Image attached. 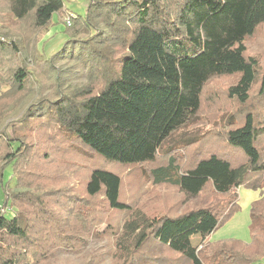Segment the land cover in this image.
<instances>
[{"label":"trees","instance_id":"obj_1","mask_svg":"<svg viewBox=\"0 0 264 264\" xmlns=\"http://www.w3.org/2000/svg\"><path fill=\"white\" fill-rule=\"evenodd\" d=\"M5 1L11 30L24 24L27 39H0V86L7 87L0 94V184L10 167L19 187L0 201V237L10 252L3 264L38 260L54 245H80L78 235L94 229L105 211L131 213L116 242L124 264H157L155 252L162 248L172 256H160L161 264H264V193L250 206L249 242L228 238L193 246L238 210L240 185L264 186V69L245 45L264 22L248 33L249 4L257 0H86L83 12L65 26L63 46L73 49L76 60H87V81L27 110L18 120L27 133L4 124L5 104L16 105L40 80L59 81L53 57L40 52L32 35L67 8L63 0ZM258 6L264 9V0ZM80 28L93 33L73 38ZM230 76L234 83L216 84L206 94L210 81ZM216 96L231 114L222 127L175 143L197 156L182 166L163 147L193 123L206 102L217 110ZM34 118L48 129L45 135L34 136ZM41 136L47 141L42 157L56 162L31 159ZM67 153L77 160L70 161L71 177L63 188L57 173L67 165ZM160 157L149 170L153 183L176 186L186 198L207 191L231 198L230 209L220 214L205 199L174 214L173 204L162 213L135 210L121 198L124 169ZM19 197L31 205L16 204L13 198ZM13 206L17 211L8 216L6 209Z\"/></svg>","mask_w":264,"mask_h":264},{"label":"rangeland","instance_id":"obj_2","mask_svg":"<svg viewBox=\"0 0 264 264\" xmlns=\"http://www.w3.org/2000/svg\"><path fill=\"white\" fill-rule=\"evenodd\" d=\"M63 1L68 11L70 12L71 10L75 15L76 13H82L86 6V0ZM260 1L263 0H257L255 4H249V12L246 18V21H249V24H247L248 33H250L254 24L264 19V9L258 6ZM258 11L261 12V15L257 17V19H254L255 14H258ZM64 15H54L52 18V23L48 28L32 35V37H35L34 41L40 52L44 53L46 57H53V65L57 69V72H59V81L55 82L53 81L54 78H51L47 83H44V79L40 80V83H34L31 85V89L20 97L22 100L16 105L12 103L5 104L6 108L9 110V114L5 117L4 124H14L15 129L18 131L25 130L27 133L30 130H27V127H25L23 123L18 122V120L26 114L27 110L40 105V102L56 100L60 96L58 90L68 92L81 86L87 81L89 70V64L87 60L84 58L76 60L72 52L73 49L70 47H64L66 46L64 45V42L67 40V35L64 33V28L67 25L70 26L72 20L74 19L71 18L70 23L68 24L66 19L67 15ZM9 18H11L9 6L5 0H0V39L3 42L12 40L22 43L23 40L27 39L24 37L26 26L21 24L17 31L14 32L9 26V24L11 25L10 21H8ZM80 29V31L73 35V38H76L80 33L82 34L83 38H87L93 33V31H88L84 28ZM29 41H32V39H29ZM245 45L247 47V53L258 58L260 66L264 69V22H261L254 33L246 38ZM98 46L101 45L98 44ZM218 79L219 80H212L209 82L206 91L207 95L215 88L216 84L227 87L228 85L234 83L236 77L230 76ZM6 90L7 87L0 86V94L2 91ZM216 101L219 104L217 110H214L210 103L206 102L205 106L201 109L193 123H191L190 126H187L183 132L178 131L174 133L172 135L173 137L165 143L163 147L164 150H169L167 151L168 154L173 153L176 158H178V162L182 166L191 164L192 160L196 159L197 156L192 153L190 147L186 145H180V143L176 145L175 143L188 136H191L194 133L201 134L206 132L218 124H220L222 127L225 118L231 114L230 107H228L227 110L222 107V98L220 96H216ZM31 122L32 128H36V131H34L35 137L46 134L48 129L38 121V118L32 119ZM7 133L11 135L14 132L11 131V128H9ZM46 145L47 141L44 140L43 136L36 138V143L32 146L33 151H31V154L34 157H31V159L33 158L37 163L42 165L47 161L56 162L51 157H42ZM62 148L66 150L63 145ZM219 151L222 152V150ZM206 152H210V150H206ZM70 157L71 159H69V153H67L65 155V159L62 158L65 162H67V165H64L62 168L58 169L57 173L58 178L61 180L60 186L63 188L68 186L67 179L71 177L70 169L71 164L73 163L72 161L77 160L73 153L70 154ZM70 161L72 163H70ZM160 162H162L161 157L154 161L153 164H139L124 169L121 198L124 201L129 202L132 207L135 208V210H140L147 213H162L164 211L161 209L163 206L173 204V208L169 212L174 214L181 212L186 207H194L200 203L201 200L205 199L208 200L204 204L213 206L217 205L215 206V209L219 210L220 214L224 215L228 209H230L233 203L231 198H220L218 196L212 195L209 191L203 195L200 194L196 197L186 198V196L183 195L176 186H172L167 183H153L151 176L149 175V170L151 167H153V165L160 164ZM77 185L78 184L75 183V186ZM12 189L18 190L19 187L17 186L14 173L10 167H7L4 172L3 182L0 184V201L4 199L6 194L9 195ZM237 195L239 200L237 202L240 204V207L232 214L231 217L236 215L235 219L239 220V224H241V222L243 224L242 219L246 218V214L241 207V204H243V198L239 189L237 190ZM13 201L19 205L27 203L22 197L13 198ZM186 201L191 203L192 206L186 205ZM27 205H31V203L28 202ZM102 208L103 210H107V208L104 206ZM2 209L3 208H1L0 211ZM6 210L7 215L11 216L13 215L16 208L13 206L7 208ZM130 215L131 213L127 212H102L99 216L102 221L97 226H95L94 229L87 233H81L78 235L82 239L80 245H54V247L47 253H44L43 257L40 259L35 260L29 257V259H25V262L20 264H124L123 259L119 258L118 256L116 242L121 235L122 224ZM229 219L227 221H229ZM109 225L111 227H109ZM4 241V238L0 237V264H3L4 257L2 256L10 253H5V250L7 249L4 250V248L5 246L7 247V243H4ZM6 242H11L13 244L12 240ZM200 244L201 241L195 245H192L199 247ZM146 246L147 250L151 251L150 244ZM152 251L154 252V249ZM155 253H157L159 256L157 264H161L163 261L160 256H163L164 254L170 257L172 256L163 248ZM135 262L139 263L140 261H133V263ZM167 263L172 264L168 260ZM257 263L258 262H254L253 264Z\"/></svg>","mask_w":264,"mask_h":264},{"label":"crops","instance_id":"obj_3","mask_svg":"<svg viewBox=\"0 0 264 264\" xmlns=\"http://www.w3.org/2000/svg\"><path fill=\"white\" fill-rule=\"evenodd\" d=\"M69 12L68 9L66 10V13ZM70 12H72L70 10ZM65 13V15H66ZM64 15V16H65ZM241 191V195L243 198V204H241L242 210L246 214V218L242 219L243 224H239V220L235 219L236 215L231 217L229 221H226L222 226L217 227L215 230H213L210 234L208 235H201V238L199 242L203 241H217L220 239H228V238H235L239 239L245 242H249L251 239V232L249 228L250 224V216H249V211H250V206L251 203L258 199L263 193H264V186L262 188H250L246 187L245 185H240L237 190ZM239 201V200H238ZM240 207V204H239ZM197 242V243H199Z\"/></svg>","mask_w":264,"mask_h":264},{"label":"built area","instance_id":"obj_4","mask_svg":"<svg viewBox=\"0 0 264 264\" xmlns=\"http://www.w3.org/2000/svg\"><path fill=\"white\" fill-rule=\"evenodd\" d=\"M66 15H67L66 16L67 17L66 19H67V23L68 24L70 23V19L71 18H75L76 17V15L74 13H72V12H68ZM1 208H3V206H2V203L0 202V209Z\"/></svg>","mask_w":264,"mask_h":264}]
</instances>
